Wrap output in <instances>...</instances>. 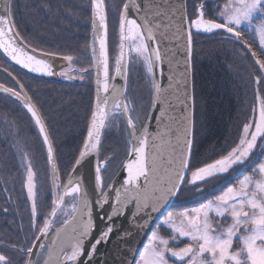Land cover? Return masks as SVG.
Segmentation results:
<instances>
[{
    "label": "snow or ice",
    "instance_id": "6c2138e0",
    "mask_svg": "<svg viewBox=\"0 0 264 264\" xmlns=\"http://www.w3.org/2000/svg\"><path fill=\"white\" fill-rule=\"evenodd\" d=\"M188 2L121 0L115 6L119 44L112 57V6L106 0H88L83 10L90 12L91 43L85 47L89 67L75 71L80 81L95 74V97L84 118L80 145L70 148L67 156L39 98L34 101L15 77V87L0 84V93L18 103L28 117V126L37 133L52 197L50 203L45 202L32 154L21 148L30 146L20 130L10 125L0 129L5 138H13L14 155L19 158L23 174L20 191L30 215L26 232L31 233L0 247V264H40L42 258L44 264H101L99 246L114 236L119 241L121 232L128 237L121 251L138 255L131 261L121 255L119 264H264V162L253 167L257 149L264 156V0H224L222 4L191 0V12ZM65 7L57 0L55 9L49 5L48 11L50 22L66 32L69 25L61 18H71L73 13L65 12ZM15 11L14 0L0 7V55L29 73L72 79L66 71L54 70L56 52L25 42L17 30ZM258 17L259 23L254 24ZM217 33L240 44L244 52L239 55L250 54L258 75L252 80L253 101L242 129L219 149L202 155L192 78L193 41L194 35ZM248 40L256 42L258 51ZM59 59L69 65L79 61L73 55ZM133 68L143 80L144 94L140 96L130 88ZM118 78L122 83L115 82ZM139 100L144 101L143 115L137 108ZM116 119L123 121V131L130 139L125 141L127 159L116 174L119 178L113 179L104 174L115 157H100ZM60 165L68 170L66 182L59 174ZM248 168H252L251 174L245 175ZM218 180L219 184H212ZM185 203L191 206L168 210ZM45 207L50 211L45 213ZM0 211L8 214L7 209ZM61 214V227L56 228ZM116 220L126 221L136 233L123 223L117 225ZM161 228L171 235H162ZM139 233L146 242L136 249L132 237ZM181 238L187 240L183 247L171 246ZM103 264H108L107 259Z\"/></svg>",
    "mask_w": 264,
    "mask_h": 264
},
{
    "label": "trees",
    "instance_id": "16d2710c",
    "mask_svg": "<svg viewBox=\"0 0 264 264\" xmlns=\"http://www.w3.org/2000/svg\"><path fill=\"white\" fill-rule=\"evenodd\" d=\"M62 2L66 5L65 12L73 13L71 18L66 16L61 18L65 25H69L68 31H61L50 22L49 5L55 9L57 0H14L17 30L20 31L25 42L31 46L57 53L55 69L60 64L67 63L59 59L63 55L79 57V61L72 64L76 69L87 68L89 61L85 47L91 43V26L90 12L83 9L87 7L88 0H62ZM197 2L199 3V0ZM216 2L220 3L221 0H216ZM106 3L112 6L109 12V22L111 20L112 26H115V6L120 5L121 0H106ZM73 5L76 7H72ZM207 6L211 8L213 4L209 3ZM188 9L189 12L192 11L191 0L188 2ZM65 44L71 47L62 46ZM229 46V41L225 38L208 34L194 35L192 78L196 85L197 139L201 141L199 149L202 155L210 154L214 148L219 149L224 145L227 142L228 133L234 128L236 103L233 95L240 89L237 83L240 82L238 79H241L238 75L241 70L238 66L236 67L239 62L234 55L227 51ZM5 68L7 72L4 71ZM247 72L248 80H253L254 74L258 73L250 54H248ZM12 77L25 85L34 101L38 97L43 103V110L52 117L51 130L67 156L70 148L80 145L81 133L85 126L84 118L90 102L93 101L92 74L86 76L84 81L71 76L73 77L71 82L63 81L57 75L48 78L38 77L15 67L3 55H0V84L15 87ZM135 81L139 94H144L143 80L137 77ZM9 125L13 130L31 129L35 131L34 128L28 126V117L18 103L0 93V129ZM34 136L40 146L37 134ZM32 137L28 136L30 139ZM12 144V137L5 138L0 134V146L5 147V154H7L5 161L8 173L4 172L5 181L8 183L16 181L20 190L22 184L19 181L21 180L19 158L14 155L15 149ZM1 152L3 151L0 149ZM37 154L45 161V169L40 167V173L37 172V184L40 186L39 182L44 177L47 182V191L51 194L49 170L41 146ZM112 154L109 152V156H113ZM57 163L60 164V161L58 160ZM67 171L60 165L59 174L63 181L67 178ZM10 172L13 174L10 175ZM25 204L27 206L26 201ZM189 206L191 205L185 203L179 207Z\"/></svg>",
    "mask_w": 264,
    "mask_h": 264
},
{
    "label": "flooded vegetation",
    "instance_id": "af4514ba",
    "mask_svg": "<svg viewBox=\"0 0 264 264\" xmlns=\"http://www.w3.org/2000/svg\"><path fill=\"white\" fill-rule=\"evenodd\" d=\"M255 23H259V17L257 18V21H254V24ZM247 35L248 34L245 33V38H247ZM213 36L222 38L223 34L217 33ZM226 40H228V39H226ZM248 43L253 45V50L258 51L256 42H254L252 40H248ZM229 45L230 46H229L227 51L232 53L234 55L235 59L239 62L238 65H236V67L238 66V68H240V70H241V72L238 74L241 77V79H238L240 82L237 83L239 85V88H240L239 92L235 93L233 95V99L236 103V106H235L236 112L234 115L235 116L234 117V128L232 130H230V132L228 133L227 142L236 137L238 132L242 129V122L245 121L246 113H250L249 105L253 101V87H254V85L252 84V80H248V72H247L248 54L244 55V56L238 54V53L244 52V49L241 47L240 44L229 41ZM114 47H115V44H114L113 40L109 38V52H110V56H112V57H113V52L115 49ZM256 67H258V66H256ZM75 69L76 68L72 64L69 65L67 62V63H64L63 65L60 64L59 67L54 69V70L57 73H59L61 70L66 71L69 76H73L78 80L79 79L78 78L79 73L77 71H75ZM256 75H258V73H255L252 78L254 79V77ZM57 76H59V75H57ZM138 102H137L138 111L140 112V115H143V111H142L143 102L142 101H141L142 103H138ZM20 132H21V137L23 139H24V136H26L25 140L27 142V145L30 146V147H25L24 145H22L21 148L24 151L31 152V154H32L31 158L33 159V164H34V170L37 171L38 173H40V167L45 169V161H44V158L42 156L37 154L38 151L40 150V146L37 143L38 141L36 139V136H34L37 133L31 129H26V130L22 129V130H20ZM110 133H111L110 137L106 138L104 140L103 148H102V155H101L100 159H103L105 156H109V154H107V153L110 150H113V148L115 146L118 149V141L119 140L117 138V135H119V133H122V136L123 135L127 136V134L123 131V121L121 119H116L113 122V127H112ZM28 136H33V137H32V139H30V138H28ZM127 138L130 139V137H128V136H127ZM0 149L3 151L0 153V209H7L8 210V214L6 216L3 214L2 211H0V234H1L0 235V247H2L5 244H9L12 240L20 239L21 237H24L26 235L30 237L31 233L26 232V230L28 228L29 221H30L28 202L26 200H24L23 192H21L19 190L20 187L17 185L16 181L9 182V183L7 181H5L6 179L4 178V172L8 173V171L6 169V161H5L7 154H5V147L4 146H0ZM106 150H107V152L105 153L104 151H106ZM125 159L126 158H124L123 161ZM260 162H264V156H261L259 154V149H257L256 156H255V163L253 164V167H258ZM46 163H47V161H46ZM121 164H120V166H121ZM251 171H252V168H248V170L244 174L245 175L251 174ZM116 172H114V174H112L111 176L113 177ZM19 173H21L20 174L21 180H19L21 182L23 179V174H22L21 170L19 171ZM44 173H45V171H44ZM12 174L13 173L10 172V175H12ZM104 175L106 177H108L109 176L108 171ZM241 178H242V176L238 177L237 179H241ZM11 183H12V185H11ZM219 183H220L219 180L212 182V184H219ZM232 183H236V180H233ZM39 185L42 186L43 196H44L45 202L50 203L52 197H51V194H49L47 191V182H46V179L44 180V177L41 178V182H39ZM225 187H227V185H225ZM13 189H15V190H13ZM222 190L223 189H221L220 191H222ZM218 194H219V191L214 192L213 196L218 195ZM208 198H211V197H208ZM25 201L27 203V206L25 204ZM201 202H203V201H201ZM5 206H7V208H5ZM182 208L183 207H179L175 210H182ZM169 210H174V209L169 208ZM48 211H49V208L45 207V213H47ZM63 218L64 217L62 214L57 218V222L55 224L56 228L61 227V223H62ZM5 221H7V223H5ZM18 226H20V228H22L23 230L18 231ZM160 231H161V234L164 235L165 237L171 235V233L169 231H167L166 228H161ZM184 242H187V241L186 240H180V243L175 242L171 246L172 247H183ZM45 258H46V255H45ZM43 262H44V258L41 259L40 264H43Z\"/></svg>",
    "mask_w": 264,
    "mask_h": 264
},
{
    "label": "water",
    "instance_id": "95a60500",
    "mask_svg": "<svg viewBox=\"0 0 264 264\" xmlns=\"http://www.w3.org/2000/svg\"><path fill=\"white\" fill-rule=\"evenodd\" d=\"M8 2H9V0H0V7L7 6L8 5ZM118 44H119V28H118V43H117V46H118ZM179 47L181 49L183 48V41L182 40L179 43ZM126 51H127V48H126ZM5 58L11 64H13L15 67H17L19 69H22L20 66L16 65L14 62H11L7 57H5ZM180 62L183 63L182 58H181ZM54 69H55V66H54ZM22 70L25 71V72H27V73H29L25 69H22ZM29 74L34 75V76H38V75H35V74H32V73H29ZM92 75H93V100H94V97H95V74L92 73ZM38 77L48 78L49 76H38ZM60 79H62L63 81H68V82H71L72 81V79H67L66 77H64V78L60 77ZM115 82L116 83H122V81L119 80V78ZM109 83H112V81L111 82L109 81ZM12 100H14V99H12ZM93 159H95V158H93ZM126 159H127V157H126ZM120 169H121V166L117 170V172L115 173V175L113 176V179L119 178L116 174H119L120 173ZM67 178H66V181H67ZM86 186H87V184H86ZM89 196H91V191H89ZM115 223L117 225L123 223L124 224V227L126 229H128V231L131 232V233H136V231H137L136 228H129L128 223L126 221L116 220ZM154 226H155V221L153 222V227ZM119 235L121 237H123L119 241L114 236L113 239L111 240V242L99 246L98 252H97V259H100L101 260V264H103V259H107L108 264H119V260H120V256L121 255L126 256L129 261H131V259H132V257L134 255H138L137 252H132L131 254H129L128 252L121 251L122 249H124L126 247L125 241L128 240V237L125 236L123 232H121ZM132 241L133 242H136L133 245L136 249H141L142 248V242H146L143 233H139V234L133 236L132 237ZM43 264H44V262H43Z\"/></svg>",
    "mask_w": 264,
    "mask_h": 264
},
{
    "label": "rangeland",
    "instance_id": "374dc122",
    "mask_svg": "<svg viewBox=\"0 0 264 264\" xmlns=\"http://www.w3.org/2000/svg\"><path fill=\"white\" fill-rule=\"evenodd\" d=\"M224 2V0H221L220 4H222ZM110 5V4H109ZM116 23V22H115ZM113 22H109V38L113 40L114 44H115V49H114V52H113V57L116 55V50H117V43H118V23L115 24V26H112ZM131 71H133L131 73ZM139 70L137 69H130V88L131 90L137 95V96H140L141 94H139V91L137 90L136 88V81L135 79H137V77H139ZM131 76H132V79H131ZM135 77V78H134ZM138 82V81H137ZM136 84V85H135ZM144 104V101L143 100H139L138 103H142ZM142 107V106H141ZM110 134H107L106 138H109L110 137ZM117 138H118V149L116 148V146L113 148V150H110L109 152L113 153L112 155L115 157L114 160L111 161V164L110 166L108 167V174L109 176H111L112 174H114V172H116L118 170V168H120V164L122 163L123 159L126 158V150H127V146H126V143L125 141L128 140L127 136L126 135H123L122 136V133H119V135H117ZM105 153L107 152L104 151ZM109 152L107 154H109ZM66 181V180H65ZM64 181V182H65ZM177 209V208H175ZM174 209V210H175ZM169 210V209H168ZM49 211H50V208H49ZM178 211V210H177ZM162 219V217H161ZM181 240H186L185 238H181ZM187 241V240H186ZM177 243H180V241H177ZM187 243V242H184L183 245Z\"/></svg>",
    "mask_w": 264,
    "mask_h": 264
}]
</instances>
